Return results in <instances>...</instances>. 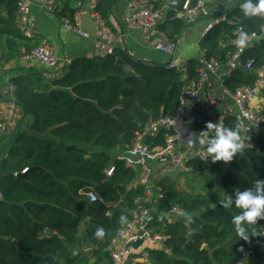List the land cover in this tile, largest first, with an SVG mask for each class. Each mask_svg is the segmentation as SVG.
Masks as SVG:
<instances>
[{"label": "trees", "instance_id": "trees-1", "mask_svg": "<svg viewBox=\"0 0 264 264\" xmlns=\"http://www.w3.org/2000/svg\"><path fill=\"white\" fill-rule=\"evenodd\" d=\"M82 1L56 0L53 13L74 26V6ZM116 1L97 0L93 7L107 25ZM143 1L164 12L157 28L178 41L186 22L177 13L186 2L191 6L199 0ZM18 2L0 0V60L39 45L18 27ZM227 19L200 40V51L208 60L222 65L228 61L235 50L230 40L238 27L260 36L241 57L243 62L252 60V69L239 67L223 77V85L235 91L253 85L264 66V16L245 17L237 6ZM188 64L182 74L132 59L114 47L109 54L73 59L59 76L33 71L10 77L14 104L33 121L30 133L17 129L9 136L6 157H0V264H113L111 241L137 208L136 199L156 212L166 213L178 204L186 213L171 222L151 223L150 228L166 239L161 246L145 247L149 264H235L241 255L246 256V264H264L260 244L264 219L249 226L247 241L239 239L231 223L239 209L221 204L226 195L253 187L257 179L264 181V122L263 131L244 134L241 129L246 147L234 155L228 168V161L211 159L184 163L183 168L204 175L203 186L187 181L188 191L171 176L158 178L154 186L161 188L162 196L149 202L139 184L140 172L117 158L130 149L146 123L176 115L184 88L199 81L196 59ZM262 116L264 120V110ZM220 123L229 128L239 125L234 117ZM204 130L206 126L196 125L195 137ZM173 134L162 129L153 139L154 146H164L165 138ZM110 166L114 169L107 176ZM24 168L27 171L21 173ZM89 191L96 193V201L88 200ZM98 228L105 230L102 238L95 236ZM138 257L130 253L124 263L141 264L135 261Z\"/></svg>", "mask_w": 264, "mask_h": 264}, {"label": "built area", "instance_id": "built-area-1", "mask_svg": "<svg viewBox=\"0 0 264 264\" xmlns=\"http://www.w3.org/2000/svg\"><path fill=\"white\" fill-rule=\"evenodd\" d=\"M36 1L40 6L49 8L48 0ZM220 1L224 0H199L191 6L186 2L181 12L182 17L186 23L193 22L198 17H208L209 21H207L202 32V36H205L216 25L228 21L226 11L210 14L211 6ZM31 3L32 0H19L17 7L18 27L23 35L28 38H34V30L29 17ZM128 6L130 11L125 17V24L131 29H153L160 35V38L152 42L151 48L169 57L163 66L168 69H175L182 74L186 73L188 61L176 59L178 42L170 40L157 28L163 17L162 10L153 9L140 0H131ZM76 13L75 10V15ZM94 16L97 14L94 13ZM62 22L66 28L72 29L84 37L88 36L78 25H71L68 19H64ZM261 30L264 32V24ZM240 32H243L241 27L234 31V37L230 40V44L235 47V50L224 65L216 60H208L204 51L199 52L195 58L199 81L197 85H189L184 88L180 100V109L176 115L173 117L162 116L146 123L142 130L137 133L130 149L117 156L118 159L124 160L126 166L135 167L140 172L139 184L144 187L146 196L152 194L155 199L162 196L161 188L155 187L154 181H151L153 178L152 165L165 174L179 171L178 168H182L187 160L196 158L206 161L210 159L206 157V152L201 149V146H193L191 138H195L194 127L196 125L206 126L209 122L220 123L225 117H234L244 134L263 131L264 66L259 71V76L253 85L243 86L235 91H230L223 85V77L231 71L239 67L251 70L253 67L252 60L243 62L241 57L245 49L260 36L256 33L247 34V45L241 47L237 44ZM95 48L96 53L93 55L112 53L114 49L113 33L108 31L97 36ZM24 57L36 61L48 69L56 68L58 63L54 47L47 42H42L29 52H25ZM146 63L154 64L152 62ZM178 124H180L179 127H177ZM6 129L7 123L0 117V133ZM162 129H170L174 134L165 138L164 146H154L153 139ZM241 141V150H243L246 147V141L244 139ZM228 166L229 161L225 164V168ZM113 169V166L108 167L105 170L106 175L110 176ZM26 171L27 168H24L21 173ZM87 197L90 202L97 200V195L93 191H89ZM135 202L137 208L131 211L130 219L123 223L118 235L111 241L113 264H122L130 253L140 250L144 242L153 244L163 242L166 239V236L161 232H155L154 229L150 228L153 221L162 224L186 214L178 204L173 205L168 212L161 213L156 212L154 208L144 206L138 199ZM261 233L264 235V227L261 228ZM138 242L141 243L136 246ZM260 244L264 246V241ZM246 263L247 259L244 255L238 256L235 262V264Z\"/></svg>", "mask_w": 264, "mask_h": 264}, {"label": "crops", "instance_id": "crops-1", "mask_svg": "<svg viewBox=\"0 0 264 264\" xmlns=\"http://www.w3.org/2000/svg\"><path fill=\"white\" fill-rule=\"evenodd\" d=\"M96 1L97 0H83L80 4L74 6V9L77 11L75 15V24L78 25L82 31L87 33L88 36L84 37L76 31L66 28L62 20L53 13L52 7L57 4L56 0H48L49 8L42 7L36 0H32L29 17L34 30L33 40L38 44L42 42L51 44L55 49L58 63L54 69H45L38 62L26 59L24 53L8 61L0 60V78L2 80L1 93L3 97L0 101V117L7 123V129L5 134H3L4 138L0 141L1 158L6 157L4 145L9 139V136H12L17 129L25 133H30V126L33 121L31 115H23L13 102L14 85L10 82V77L13 74L30 73L33 71H50L53 76L62 75L67 65L73 59L88 57L96 53L95 40L97 36L108 31L112 32L114 35V47L123 49L132 59L152 62L154 64L157 63L160 66L164 65L165 62L169 60V57L151 48L152 42L160 38V35L153 29H131L125 24L124 20L130 11L128 5L131 0H117L112 4L110 7L108 25L105 24L98 15L94 16L93 7ZM242 2L243 0H224L216 2L211 6L210 14L213 15L222 11L228 13ZM163 14L164 12L162 11V16ZM207 21H209L208 17H198L193 22L186 23L177 41V60L189 61L195 59L199 55V44L203 37L202 32ZM1 55L2 51L0 49V56ZM151 168L152 176L153 178L155 177V182L158 178L171 176L173 179H176L179 186L183 188L184 178L177 176V173L182 174V171H173L175 173L168 172L164 174L158 171L153 165ZM153 198L154 196L149 194L146 196V201L149 202ZM161 244L162 242L153 244L144 242L140 250L135 252L139 254V257L136 258L135 261L141 264H149L145 247L161 246Z\"/></svg>", "mask_w": 264, "mask_h": 264}, {"label": "clouds", "instance_id": "clouds-1", "mask_svg": "<svg viewBox=\"0 0 264 264\" xmlns=\"http://www.w3.org/2000/svg\"><path fill=\"white\" fill-rule=\"evenodd\" d=\"M239 7L245 17L264 16V0H243ZM247 41V33L240 32L237 44L244 47ZM199 133V136L192 137L191 140L198 143L206 152V157L212 161H230L242 148L239 125L229 128L222 123L209 122L206 124V130ZM221 204L224 208L235 206L239 209L238 214L232 217L231 223L238 238L247 241L251 234L249 226L255 225L259 219H264V181L257 179L253 187L226 195ZM121 220H124V217H121ZM104 235L103 228H98L95 232L97 238Z\"/></svg>", "mask_w": 264, "mask_h": 264}, {"label": "rangeland", "instance_id": "rangeland-1", "mask_svg": "<svg viewBox=\"0 0 264 264\" xmlns=\"http://www.w3.org/2000/svg\"><path fill=\"white\" fill-rule=\"evenodd\" d=\"M3 134H5V131L0 133V137H3ZM183 166H182V168H178L179 171H182V174L176 172L178 177L184 178L183 179V185H182L183 189H188V191L191 190V187L187 181L195 182V183L200 184V186H203V184L205 182L204 178H203L204 175L202 173H199L196 170H188L186 168H183ZM172 173H175V172L172 171ZM154 178L151 181H155Z\"/></svg>", "mask_w": 264, "mask_h": 264}, {"label": "water", "instance_id": "water-1", "mask_svg": "<svg viewBox=\"0 0 264 264\" xmlns=\"http://www.w3.org/2000/svg\"><path fill=\"white\" fill-rule=\"evenodd\" d=\"M177 17H179V18L182 17V13L181 12L177 13ZM179 126H180V124H178L177 127H179ZM120 204L123 205V202L121 201ZM13 242L16 243V241H13Z\"/></svg>", "mask_w": 264, "mask_h": 264}]
</instances>
